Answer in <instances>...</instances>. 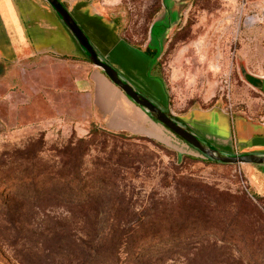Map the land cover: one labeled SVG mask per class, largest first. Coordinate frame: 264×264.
<instances>
[{
    "label": "rangeland",
    "instance_id": "374dc122",
    "mask_svg": "<svg viewBox=\"0 0 264 264\" xmlns=\"http://www.w3.org/2000/svg\"><path fill=\"white\" fill-rule=\"evenodd\" d=\"M61 1H86L132 44L158 48L170 115L224 108L230 145L194 132L264 152V0ZM5 59L0 264H264V165L213 161L162 129L109 128L93 105L108 90L98 71L94 87L78 82L92 74L75 60Z\"/></svg>",
    "mask_w": 264,
    "mask_h": 264
},
{
    "label": "crops",
    "instance_id": "0c3cea01",
    "mask_svg": "<svg viewBox=\"0 0 264 264\" xmlns=\"http://www.w3.org/2000/svg\"><path fill=\"white\" fill-rule=\"evenodd\" d=\"M13 1L15 0H0L2 7L0 9V56L6 58L5 62H8L7 59L13 60L20 55L33 58L38 54L75 60L74 62L80 63L82 67L90 69L92 74L90 78L89 76L81 80L78 78V82L87 86L91 83V87H94L93 75L95 71H98L99 78L108 90L105 95L100 94L102 97L100 96L97 103L93 104L96 106V113L101 115L99 117H102L106 126L139 134H149L150 129L157 128V130L162 129L165 135L173 139L168 133L172 131L153 119L109 78L105 80V77L101 76L99 71L102 70L87 60L85 53L78 50L73 34L47 0H38L40 3L38 7L37 5L34 7L30 5V8L21 6L20 11L17 9V2ZM29 2L30 0H20L19 4ZM65 5L69 9L67 3ZM75 8L76 10L69 9V11L90 38L98 53L137 89L163 109L167 108L170 99L166 85L156 70L153 58L144 51L146 47L132 44L121 34L117 21L101 13L90 11V5L86 1L78 2ZM248 71L250 69L244 73ZM258 77L264 78L261 75ZM203 111L191 110L184 115L183 119L186 122L183 121V123L189 125L201 136L230 145L233 136L231 127L233 114L224 108ZM239 120L240 133L249 142L251 138L247 132H252V126L248 125L244 118L239 117ZM231 152H237V149L234 147Z\"/></svg>",
    "mask_w": 264,
    "mask_h": 264
},
{
    "label": "water",
    "instance_id": "95a60500",
    "mask_svg": "<svg viewBox=\"0 0 264 264\" xmlns=\"http://www.w3.org/2000/svg\"><path fill=\"white\" fill-rule=\"evenodd\" d=\"M73 34L88 60L100 68L104 74L120 88L134 103L141 107L152 118L163 124L182 140L198 150L206 158L224 164H257L264 165V152H227L207 142L182 121L170 115L165 109L146 96L131 84L114 66L107 62L96 50L90 38L73 17L67 6L61 0H47ZM264 91V78L261 84Z\"/></svg>",
    "mask_w": 264,
    "mask_h": 264
},
{
    "label": "trees",
    "instance_id": "16d2710c",
    "mask_svg": "<svg viewBox=\"0 0 264 264\" xmlns=\"http://www.w3.org/2000/svg\"><path fill=\"white\" fill-rule=\"evenodd\" d=\"M144 51L148 54V55H150V57H152L153 58V60H155L154 58L155 57H157L158 56V48L157 47H155V48H152L151 47V45L150 46H148V47H146L145 49H144ZM86 57V56H85ZM74 59H77V58H74ZM86 59L88 60V58L86 57ZM154 119V118H153ZM157 121V120H156ZM158 122V121H157ZM160 123V122H159ZM99 252V251H98ZM97 252V253H98ZM89 253H92V251L91 252H89ZM96 253V254H97ZM100 253V252H99ZM96 254H95V257L94 256H91L92 257V259L90 260V261H93L95 258H96ZM94 255V254H93ZM94 257V258H93Z\"/></svg>",
    "mask_w": 264,
    "mask_h": 264
}]
</instances>
